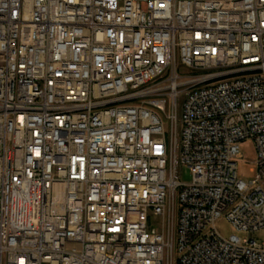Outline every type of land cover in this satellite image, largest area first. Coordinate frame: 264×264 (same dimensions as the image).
<instances>
[{
  "label": "built area",
  "instance_id": "1",
  "mask_svg": "<svg viewBox=\"0 0 264 264\" xmlns=\"http://www.w3.org/2000/svg\"><path fill=\"white\" fill-rule=\"evenodd\" d=\"M221 216L264 228V0H0V264H264Z\"/></svg>",
  "mask_w": 264,
  "mask_h": 264
},
{
  "label": "rangeland",
  "instance_id": "2",
  "mask_svg": "<svg viewBox=\"0 0 264 264\" xmlns=\"http://www.w3.org/2000/svg\"><path fill=\"white\" fill-rule=\"evenodd\" d=\"M242 158L237 159L238 175L241 179L250 183L255 177L256 167V149L252 139H247L240 145ZM179 180L184 183H190L193 180V174L188 166L182 165L178 170ZM217 230L226 238L232 234H237L242 238L255 239L258 242L264 241V228L255 232H241L236 230L225 216H221L215 223Z\"/></svg>",
  "mask_w": 264,
  "mask_h": 264
}]
</instances>
